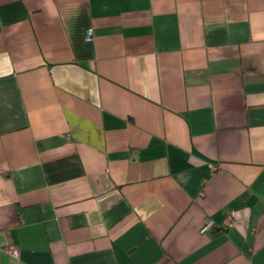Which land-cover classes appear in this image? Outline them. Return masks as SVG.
<instances>
[{"label": "crops", "instance_id": "crops-1", "mask_svg": "<svg viewBox=\"0 0 264 264\" xmlns=\"http://www.w3.org/2000/svg\"><path fill=\"white\" fill-rule=\"evenodd\" d=\"M0 264H264V0H0Z\"/></svg>", "mask_w": 264, "mask_h": 264}, {"label": "built area", "instance_id": "built-area-1", "mask_svg": "<svg viewBox=\"0 0 264 264\" xmlns=\"http://www.w3.org/2000/svg\"><path fill=\"white\" fill-rule=\"evenodd\" d=\"M90 35H91V29L88 28V29H86V37H87V39L90 38ZM230 224H231V215H228L226 217L225 221H224V225H230ZM211 225H212V221L211 220H206L204 225H203V229L206 228V227H209ZM6 251L10 252L13 255H16L17 252H18V247L10 245L9 247H6Z\"/></svg>", "mask_w": 264, "mask_h": 264}]
</instances>
